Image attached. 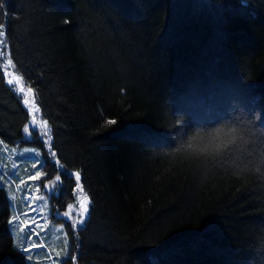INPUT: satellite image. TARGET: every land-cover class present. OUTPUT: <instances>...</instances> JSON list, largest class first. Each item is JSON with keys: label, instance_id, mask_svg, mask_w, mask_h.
Listing matches in <instances>:
<instances>
[{"label": "trees", "instance_id": "1", "mask_svg": "<svg viewBox=\"0 0 264 264\" xmlns=\"http://www.w3.org/2000/svg\"><path fill=\"white\" fill-rule=\"evenodd\" d=\"M0 2V147L41 152L63 209L80 173L75 264H264V0ZM0 185V264H30Z\"/></svg>", "mask_w": 264, "mask_h": 264}, {"label": "rangeland", "instance_id": "2", "mask_svg": "<svg viewBox=\"0 0 264 264\" xmlns=\"http://www.w3.org/2000/svg\"><path fill=\"white\" fill-rule=\"evenodd\" d=\"M4 69L9 77L15 78V75L12 73V66L9 62H5ZM14 85L20 92L24 101L27 99L28 103L26 106L32 114L30 123L28 124L29 132L24 133L25 137L27 140H31L34 134H37V136L39 135L38 137L41 140L43 137H48V128L39 116L32 93L19 81H14ZM21 88L24 89L23 92H21ZM34 124L35 127L33 126ZM45 132H47V135L42 136ZM25 149L31 148L6 147L5 145H1L0 147V174L7 173V175L3 176L1 182L6 186L9 193L12 205L11 219L13 217L16 218L15 221L10 224L14 244L22 253L26 254L27 257L29 255L32 256V259L28 260L30 264H53L54 260L58 261L59 264H64L63 262L67 261L64 259L65 249L70 252L69 233L73 234L77 232V229L83 226L77 224L75 228L70 227L76 220L81 219L79 215L80 202L85 199V195L83 191L77 188L75 202L72 204L73 207L70 209L67 206L63 209L62 204L57 205L56 202H53V198L56 199L58 196V191L50 192L49 189L41 187L40 191L37 192L36 188L46 182V178L43 175L45 171L43 170V172L40 170L39 166L37 169L32 168V163L34 162L32 153L25 152ZM21 153H23L22 156L20 155ZM13 164H16V169H13ZM37 170L42 173L41 180L30 181L28 177L33 175ZM14 172L16 173L15 176L12 175ZM17 176L19 178H17ZM51 177L54 180L52 175ZM21 179L31 186V195L37 197L36 200H25V196L28 195V193L17 189V185L20 184ZM5 181H9L10 183H5ZM24 187V185H21V189ZM40 197H43V199H39ZM29 204L35 211H31ZM89 206L90 202L88 200L87 207L89 208ZM64 212H68L69 216L65 217L63 215ZM25 213H27V215H25ZM33 218L37 220L40 227H37V225L32 222ZM29 228H33L36 232H39V238H37L35 234H31ZM41 229H43V231H41ZM37 243H42L44 247L31 248L32 244ZM24 247L31 248V251H23L22 249ZM57 253H59V256H57ZM68 264H70V262ZM71 264H75V262Z\"/></svg>", "mask_w": 264, "mask_h": 264}, {"label": "snow or ice", "instance_id": "3", "mask_svg": "<svg viewBox=\"0 0 264 264\" xmlns=\"http://www.w3.org/2000/svg\"><path fill=\"white\" fill-rule=\"evenodd\" d=\"M3 8H4V3L3 2H0V9H3ZM0 35H3V33L0 32ZM8 83L11 84L12 81H9ZM20 90H21V92L24 91L23 88H21ZM28 91L29 92H32V89L29 88ZM24 103L25 104L28 103L27 99H25ZM46 123L47 122L45 121V124ZM107 123L108 124H115V121L114 120H109ZM238 124H239V121H237V125ZM33 126L35 127V124ZM219 131L220 130H218L215 135H219ZM237 131H238V128L237 127H233V128H231L229 130V134L233 135L234 138H235V134L237 133ZM24 132L25 133H28L29 132V128L27 126L24 128ZM239 132L241 133V137L240 138H242L243 137V134H244V129H242V128L239 129ZM43 135H47V132L43 133ZM43 144L44 145H48V153L46 155H49L51 157H55L56 156V153L51 150V145H49L48 140H44L43 141ZM25 152L32 153V159L34 160V162L32 163V168L33 169H37L38 166L40 168H43L44 165L46 163H48L47 160L42 161L40 159V157H41L42 154H41V152L36 151L35 148L25 149ZM20 155L22 156L23 153H21ZM55 166L58 167V168H63L64 167L62 164H60V161L58 159L55 160ZM12 167H13V169H16L17 168L16 164H13ZM17 171H18V169H17ZM4 175H7V173L0 174V179H2ZM12 175L15 176L16 173L14 172V173H12ZM43 175L46 178V182H44V183H42V185L38 186L36 188V191L39 192L41 187L49 189L50 192H56V191H58V189L60 188V185L62 184L61 174H56L54 180L52 179V177H51V175L49 173H44ZM74 175H75V179L77 181L76 187L79 188L81 191H83V189H82V187H81V185L79 183V181L81 180L80 173H75ZM41 176H42L41 171L37 170V171L34 172L33 175H30L28 177V179L30 181H40L41 180ZM17 178H19V177L17 176ZM5 183H10V182L9 181H5ZM21 185H24L25 187L23 189H21ZM2 189H3V185H0V191H2ZM17 189L18 190H21V191H25V192L28 193V195L25 196V200H36L37 199V197L31 195V186L28 185L27 182L24 181L23 179L20 180V184L17 185ZM39 199H43V197H40ZM87 203H88L87 197H85V199L80 202V212H79V215L81 216V219L76 220L72 225H70L71 228H75L77 224H79V225H83L84 224V217L89 212V208L87 207ZM68 207L71 209L73 207V205L69 204ZM29 208L31 209V211H35V209L32 208L30 204H29ZM57 214H59V213H57ZM25 215H27V213H25ZM63 215L65 217H68L69 216V213L68 212H64ZM15 219L16 218L13 217L12 219L8 220V224H12L15 221ZM32 222L35 223L37 225V227H40V225L37 223V220L35 218H33ZM41 231H43V229H41ZM29 232L31 234H35L37 236V238H39V236H40V233L39 232H36L35 229H33V228H29ZM43 247H44V245L42 243H37V244H32L31 245V248H43ZM31 248L24 247L22 250L25 251V252H30L31 251ZM57 256H59V253H57ZM27 259L28 260H31L32 259V256L29 255L27 257ZM64 259L65 260H68L70 262H75L76 261V256L72 255L70 252L67 251V249H65ZM53 264H59V262L56 261V260H54L53 261Z\"/></svg>", "mask_w": 264, "mask_h": 264}, {"label": "bare ground", "instance_id": "4", "mask_svg": "<svg viewBox=\"0 0 264 264\" xmlns=\"http://www.w3.org/2000/svg\"><path fill=\"white\" fill-rule=\"evenodd\" d=\"M6 75H7V76H6V84H7V85H11V86H13V87L15 88V85H14V78H13V77H9V76H8V73H7ZM8 77H9L10 79H9ZM9 81H12V83H11V84L7 83V82H9ZM31 115H32V114H31V112H30V116H31ZM27 127H28V125H27ZM24 133H25V132H24ZM24 136H25V135H24ZM38 136H39V135H38ZM42 136H44V135H42ZM25 138H26V137H25ZM45 138H46V139H45ZM45 138H44V137L42 138V142H43V140H48V139H49L47 136H46ZM26 139H27V138H26ZM48 143H49V140H48ZM46 147L48 148V145H46ZM25 148H28V147H25ZM71 175H72V173L70 174V176H71ZM6 189H7V188H6Z\"/></svg>", "mask_w": 264, "mask_h": 264}, {"label": "water", "instance_id": "5", "mask_svg": "<svg viewBox=\"0 0 264 264\" xmlns=\"http://www.w3.org/2000/svg\"><path fill=\"white\" fill-rule=\"evenodd\" d=\"M8 83V82H7ZM88 217H89V215L87 214L86 216H85V219H88Z\"/></svg>", "mask_w": 264, "mask_h": 264}]
</instances>
